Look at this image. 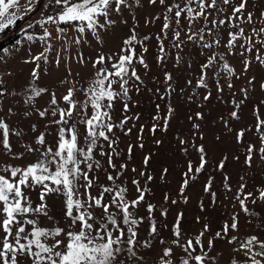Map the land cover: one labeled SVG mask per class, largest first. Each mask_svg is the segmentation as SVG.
<instances>
[{"label": "rangeland", "instance_id": "374dc122", "mask_svg": "<svg viewBox=\"0 0 264 264\" xmlns=\"http://www.w3.org/2000/svg\"><path fill=\"white\" fill-rule=\"evenodd\" d=\"M176 2L184 6V0H166L167 5ZM239 3L240 0H233V4ZM126 4L127 7L120 6L121 12L113 11L109 14L108 19L115 23L99 29L98 40L87 29L81 35L71 24L47 22L49 16L57 15L58 6L51 0H43L39 7L36 0L31 4L29 0H19L18 8L15 9L16 21L0 32V38L8 34L13 38L5 43L0 52V120L9 125V140L14 152H23L24 156L19 160L13 159L0 147V167H23L34 162L39 152L28 153L25 146L42 151L43 147L36 144V139L41 134L45 135L47 145L55 150L58 128L62 125L50 123L59 119V113L52 116V111L57 107H66L62 97L67 95L69 89L74 90V99H85L83 90L90 87V81L96 77L97 69L101 67H94L98 56H113L111 61L106 60L104 66L109 71H115L111 64L117 62L116 54L121 53V48L129 47L124 41L134 31L137 41L143 43H134L132 47L138 56H142L147 68L140 65L138 60L133 61L140 79H129L127 87L131 99L115 101L109 112L117 124L126 117H131L123 125V130H114L117 137L115 150L119 156L114 155L113 161L118 165H127L120 181L129 189L130 198L138 195L132 184L133 179L138 180L146 191L145 203L136 210L137 216L143 218L137 229L139 244L134 249L136 256L123 252L119 260L124 261V264H161L164 249L172 248L173 256L165 259L178 264V257H186L182 248L172 243L175 239L174 226L178 220L182 237L192 239L207 224L209 231L201 238L206 244L225 223L231 224L235 214L238 230L229 233V238L236 237V242L228 244L226 239L215 240L214 247L206 249L205 264H232V260L244 264L246 258L243 253L236 251L240 242L252 235L264 240V201L259 199L260 191L264 190V159L259 152L264 147V141L261 140L264 125L257 131V113L259 119L264 121V64L256 58L258 52L264 59V46L260 43L264 39V33H253L254 29L259 32L264 28V0H248L243 16L251 14V23L231 21L244 29V37L252 38L255 43L252 52L245 51L249 45L244 37L238 40L236 47L230 50L225 47L229 33H238L237 28L230 27L227 23L218 30L213 29L212 35H208L211 24L205 27L203 18L191 22L189 27L185 14L179 18L178 26L173 19L175 9L168 13L166 6L159 2L153 5L149 0H126ZM191 6L198 8L196 4ZM219 6L224 10L219 13L213 11L209 20L225 19L233 15L232 5ZM29 8L37 9L28 11ZM166 15L169 17L167 22L170 27L163 29ZM100 22H104L103 18ZM61 28L64 29L63 32L60 31ZM201 29L204 41L207 42H212L218 31L220 46H214L211 50L202 49L198 43L187 39L189 34ZM174 31L180 32L179 40L174 38ZM77 39L80 40L79 43H76ZM161 44L163 51L160 50ZM174 44L180 46L174 47ZM240 44L245 47H240ZM144 48L147 50L143 51ZM210 52L217 56L223 55L224 60L205 70L209 77L208 88H201L197 86L200 66L206 62ZM241 52L244 54L241 55ZM37 56L40 59L34 60ZM159 57H163V60ZM177 57L180 58L179 62ZM224 61L235 70L236 75H229L221 70ZM245 61L250 62L247 71ZM33 71L37 72L39 79L32 76ZM217 72L219 76L213 78ZM166 74L171 75L170 81L166 80ZM216 79H219L222 91L217 90ZM229 83L233 87L229 88ZM33 87L47 89V92L35 97L31 91ZM113 88L119 90L117 85H113ZM244 89L247 90L246 93L242 91ZM52 93H55L57 105L51 104ZM29 97L33 98L31 103L28 102ZM125 102L128 103L127 110L124 109ZM169 108L173 110L170 115ZM41 111L46 112L44 117L39 115ZM233 111L237 113L236 118L231 115ZM197 113L200 115L197 116ZM194 125L199 127L194 128ZM153 127L155 132L152 131ZM80 130L83 131V126H80ZM241 131L244 136L238 139ZM15 133L22 135L17 136ZM181 140L185 143L181 144ZM193 143L196 147L192 146ZM130 145L132 150L129 155ZM249 145L254 147L250 166L245 163ZM199 146L205 148L208 163L202 171L188 173L194 179H188V186L183 188L181 194L184 180L188 178L185 173L188 172L189 163L195 169L200 162V153L197 151ZM104 150L108 151L106 143ZM146 157L147 164L144 163ZM96 159L107 167V157L97 155ZM221 163L223 168L219 167ZM141 172L144 175H140ZM96 174L100 183H108L102 170ZM149 176L151 180L148 179ZM209 184L211 187L205 191ZM40 191L43 189L27 193L34 206L40 203ZM241 192L244 195L252 193L245 201L252 215L245 214L236 199ZM243 198L241 195V199ZM64 199L62 193H50L45 197L49 214L59 222L60 227L67 223L63 217ZM252 200L256 202L252 203ZM148 204L155 206L151 214L147 212ZM153 221L159 233L155 238L149 230ZM41 226L52 225L45 223L41 217ZM161 240L165 243H160ZM145 242H150L151 248L143 247Z\"/></svg>", "mask_w": 264, "mask_h": 264}, {"label": "snow or ice", "instance_id": "6c2138e0", "mask_svg": "<svg viewBox=\"0 0 264 264\" xmlns=\"http://www.w3.org/2000/svg\"><path fill=\"white\" fill-rule=\"evenodd\" d=\"M32 2L33 0H29V4ZM36 2L39 3V0ZM51 2L58 6L57 15L49 16L47 22L71 24L77 28L81 35L87 29L98 40V30L104 29L105 25L111 26L115 23V21L108 19L109 14L113 11L121 12L120 6H128L126 0H51ZM157 2L165 5L168 13H172L175 9L173 19L178 26L180 24L179 18L186 14L185 18L189 21V27H191V22L200 18L204 19L205 27L211 24V27L208 28V35H212L213 29L218 30L220 26L226 23L230 27L237 28V34L229 33V39L225 45L229 50L236 47L238 40L244 37V29L239 27L238 23L232 24L231 21L252 22L251 14L247 17L243 16L248 0H240L239 4H233V0H184L183 7L180 2L167 5L166 0H149V3L153 5ZM18 4L19 0H0V32L12 26L16 21L15 9L18 8ZM192 4H196L198 8H193ZM219 5H232L233 15L225 19L209 20L208 18L213 15V11L219 13L224 10ZM34 10L33 8L28 9V11ZM101 18H103V23L100 22ZM168 20L169 17L166 15L163 29L170 27ZM60 31L63 32L64 29L61 28ZM202 32L203 29L189 34L187 39L198 43L202 49L211 50L214 46H220L218 31L212 42L204 41ZM253 33L254 35L264 33V28H261L259 32L254 29ZM173 35L176 40L180 39L179 31H174ZM244 38L249 45L245 51L252 52L255 43L251 37ZM79 42L80 40L77 39L76 43ZM134 43L142 44L143 42L137 41L133 31L131 37L124 41V44L129 47L121 48V53L116 54L117 62L111 64V68L115 71H109L104 66L106 60L111 61L113 56H98L94 62V67L95 65L101 67L97 69L96 77L90 81V87L83 90L85 95L83 101L73 98V89H69L67 95L62 97L66 107H57L51 113L52 116H56L58 112L59 119L50 123L62 125L58 128L55 150L47 145L45 135L41 134L37 137L36 144L43 147L42 151L32 146H25V151L28 153L39 152L34 162L23 167L11 165L0 167V173H3L0 174V264H124V261L119 260L121 253L127 252L132 257L136 256L134 249L139 244L137 229L143 222V218L137 216L136 210L145 203L146 190L140 186L138 180L133 179L132 184L135 186L138 195L135 198H130L129 189L120 181L127 165H118L113 161L114 155L119 156L115 150L117 137L114 130L117 128L123 130V125L131 117H126L117 124L109 112L115 101L124 102L131 99L127 87L129 79L132 77H135L136 80L140 79L136 74L133 61L138 60L140 65L147 68L142 56H138L132 47ZM260 43L264 46V39ZM173 46L179 47L180 45L174 44ZM239 46L245 47L243 44ZM146 50V48L143 49V51ZM160 50L163 51V44H161ZM240 54L243 55L244 53L241 52ZM256 58L264 64V59L259 56L258 52ZM39 59V56L34 58V60ZM159 59L163 60V57H159ZM179 59L177 57L178 62ZM222 60H224L223 55L217 56L214 53H209L206 62L200 66L198 87L208 88L209 77L205 70L213 68ZM249 63V61H245V71H247ZM221 70L226 74L236 75L235 70L227 61H224ZM32 76L39 79L36 71H33ZM218 76L219 72L215 73L213 78ZM171 79V75L166 74V80L170 81ZM188 83L190 84L191 81ZM216 84L217 90L222 91L219 79H216ZM113 85H117L119 90H115ZM228 87L231 88L233 85L229 83ZM31 91L35 97H39L42 93L47 92V89L33 87ZM242 91L247 92L246 89ZM204 98L208 99V96ZM32 99L29 97L28 102L31 103ZM51 104L57 105L55 93H52ZM236 106L239 107L238 104ZM124 109H128L127 102L124 103ZM172 111L169 108V115ZM39 115L44 117L46 112L41 111ZM199 115L197 113V116ZM231 115L234 118L237 117L235 111ZM257 120V131H259L261 125H264V121L259 119L258 113ZM80 126H83V131L80 130ZM193 127L198 128L199 126L194 125ZM33 130H35V125ZM152 131L155 132V127ZM9 134V125L0 120V147L6 150L13 159H22L24 153L14 152ZM15 135L20 136L22 133H15ZM243 136V131L238 133V139ZM261 140L264 141V134L261 135ZM105 143L108 151L104 150ZM183 143L185 141L181 140V144ZM192 146L196 147L194 143ZM131 150L130 145L129 155ZM184 151L186 152L187 149ZM197 151L200 153V162L195 169H193L191 162L189 163L188 172L185 173L188 178L184 180L181 194H183V188L188 186V179H194V177H189L188 173H198L208 163L205 159V148L199 146ZM253 151L254 147L249 145V155L245 160L249 166ZM259 152L261 158L264 159V147H261ZM97 155L107 157L106 168L99 159H96ZM147 162L148 158L146 157L144 163L147 164ZM219 167L223 168V163ZM101 170L104 172L108 183L99 182V176L96 173ZM140 175H144V173L141 172ZM148 179L151 180V176ZM118 181L120 182L118 183ZM210 187L209 184L205 191H208ZM243 187L242 184L241 188ZM36 189H43V191L39 192L40 203L34 206L27 193ZM50 193H62L65 197L63 217L67 223L64 227H60L59 222L49 214L45 197ZM213 195L215 194L213 193ZM241 195L244 196L243 199H241ZM251 196L252 193L244 195L242 192L236 196L242 211L249 215L253 213L250 212L245 201ZM259 199L264 201V190L260 191ZM251 202L255 203L256 201L252 200ZM154 208V205L148 204L147 212L151 214ZM41 217L44 218L45 223L52 226L42 227ZM149 230L153 238L159 234L154 221L151 222ZM237 230L238 219L233 214L231 224L225 223L222 229L215 232L214 236L208 239L205 244L201 238L209 231L207 224L203 226L200 234L192 239L187 236L182 237L178 220L174 226L175 239L172 243L182 248L183 252L186 253V257L177 258L178 264H192V262L205 264L206 249L213 248L214 241L217 239H226L228 244L235 243L237 238L234 236L229 238V233ZM160 243L163 244L165 241L161 240ZM142 246L151 248V243L145 242ZM236 251L243 253L246 258L244 264H249V262L250 264H264V240H261L257 235H252L241 241ZM172 256V248H165L163 257H161V264H172L171 259H165ZM232 264H239V262L232 260Z\"/></svg>", "mask_w": 264, "mask_h": 264}, {"label": "water", "instance_id": "95a60500", "mask_svg": "<svg viewBox=\"0 0 264 264\" xmlns=\"http://www.w3.org/2000/svg\"><path fill=\"white\" fill-rule=\"evenodd\" d=\"M43 0H39V3H37V7H39L41 5ZM37 9V8H35ZM26 18V16H24V19ZM11 37L10 34H8L7 36H5L4 38H0V43L2 42H6L9 38Z\"/></svg>", "mask_w": 264, "mask_h": 264}, {"label": "trees", "instance_id": "16d2710c", "mask_svg": "<svg viewBox=\"0 0 264 264\" xmlns=\"http://www.w3.org/2000/svg\"><path fill=\"white\" fill-rule=\"evenodd\" d=\"M12 40H13V38L11 37V38H9L6 42H2V43H0V52H1L2 48L4 47L5 43H7V42H9V41H12Z\"/></svg>", "mask_w": 264, "mask_h": 264}]
</instances>
